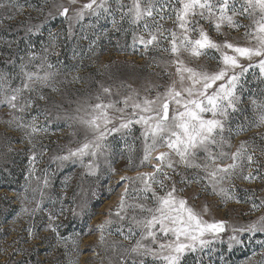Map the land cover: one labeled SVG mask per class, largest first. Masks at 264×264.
<instances>
[{"label": "rangeland", "instance_id": "rangeland-1", "mask_svg": "<svg viewBox=\"0 0 264 264\" xmlns=\"http://www.w3.org/2000/svg\"><path fill=\"white\" fill-rule=\"evenodd\" d=\"M87 2L89 0H79L73 5L69 0H18L24 6L22 14L0 25V71L19 74L21 63L34 70L33 65L40 63L39 57L47 56L48 62L57 66L51 70L58 69L61 73L57 78L59 81L73 77H79L81 81L60 83L58 92L45 89L49 99L41 101L40 107L47 109V119L36 108L26 117L38 115V125H46L47 132L29 137L25 130L9 127L4 123L8 119V110L0 108V264H121L125 255L123 249L131 242L123 240L115 229L121 223L127 226L129 221H120L110 213L118 210L125 187L129 191L127 203L153 205L151 198L133 201L131 197L145 195L139 191L143 185L137 178L144 173H153L160 152L169 150L159 148L151 154L150 160L145 161L142 127L139 125H133L130 134L122 132L108 137L109 154L96 158L94 174H89L84 166L89 157L84 158V164L76 157L67 161L58 159L67 155L69 150H75L90 135L84 126L67 119V115L74 112L77 103L85 100L96 103L95 95L101 86L111 87L113 99L122 98L133 90L141 96L154 98L178 79L175 65L171 63L175 57L170 52L154 46L145 49L138 40L134 44V36L147 38V35L142 28L143 21L140 25L132 24L130 15H123L132 0H106L109 11L100 9L99 15L86 12L82 20H75V10ZM100 2L103 0H98ZM119 3L125 5L123 12ZM61 5L69 8L68 18L60 15ZM3 14L4 10H0V17ZM164 15L167 17L172 13ZM156 19L165 30L164 35H168L166 30L169 29L179 31L174 19ZM236 19L244 26L251 24L245 17L237 16ZM199 23L217 43L230 42L237 46H252L254 43L245 36L249 30L247 27L232 28L224 24L217 31L211 22L200 20ZM29 25H39V31L28 33L26 27ZM196 35L192 33L194 38ZM53 37L58 38L53 40ZM50 45L49 51L45 52ZM162 47L169 48L170 45L165 42ZM53 51L58 55H52ZM29 53L37 57L31 64H28ZM180 58L186 66L198 71L212 73L222 67L219 53L212 49L199 57L182 52ZM241 62L249 63L247 60ZM258 77V69H250L242 79L243 87L237 89L241 102L238 105L240 110L230 118L232 147L224 149L235 152L241 142L246 141L248 152L260 162L244 169L243 175L251 172L257 176L254 181L244 180L237 172L232 180L234 188L224 185L241 200L254 192L257 203L264 200V167H261L264 166V126H256L259 110L252 104V99L258 103L264 101V78ZM13 83H19V75ZM239 127L245 130L237 135ZM225 135L229 134L226 132ZM257 167H261L259 173ZM165 170L171 179L165 180L163 189L153 186L158 196L165 195L174 184L176 197L185 199L203 220L209 223L224 221L226 227L220 238L213 239L203 252L185 255L182 264H264V248L261 247L264 234L232 232L233 227L264 220V207L253 209L251 200L225 203L222 196L212 193L206 181L184 182L204 175L196 169L176 164L175 171ZM122 177L135 183L121 187ZM146 195L151 197V193ZM25 208L27 212L23 211ZM33 209L37 211L33 212ZM127 212L132 215L131 209ZM49 216L58 219L50 221ZM108 220L114 223L107 225ZM50 223L58 226L57 232L49 229ZM102 225H106L103 231ZM232 235L242 239L243 244L231 241ZM204 238L212 237L206 235Z\"/></svg>", "mask_w": 264, "mask_h": 264}, {"label": "snow or ice", "instance_id": "snow-or-ice-1", "mask_svg": "<svg viewBox=\"0 0 264 264\" xmlns=\"http://www.w3.org/2000/svg\"><path fill=\"white\" fill-rule=\"evenodd\" d=\"M69 2L76 5L79 0ZM105 5L106 0L100 3L98 0H89L75 10L74 19L82 20L86 12L99 15L100 9L109 11ZM23 7L18 0H0V10H4L3 16L0 17V25L5 20L15 19L18 14H22ZM60 8V15L68 18L69 8L63 5ZM119 8L123 12L125 5L119 3ZM164 13L172 15L166 17ZM51 15L50 12L49 16ZM123 15H130L132 24L140 25L143 21L142 28L147 38L144 35L134 36V44L138 40L145 49L154 46L161 51L170 52L175 57L171 63L175 65L178 79L174 80L163 93H157L154 98L141 96L133 90L122 98L113 99L111 87L101 86L95 95L96 103L88 100L77 103L74 112L67 115V119L84 126L90 135L85 137L79 147L69 150L67 155L58 159L67 161L76 157L84 164V158L89 157V162L84 166L89 174H94L96 158L109 154L110 148L106 143L108 137L122 132L130 134L133 125L142 127L145 161L150 160L151 154L159 148H167L169 151L160 152L156 158L158 164L154 166V172L144 173L137 178L143 185L139 191L145 195L131 197L133 201L151 198L153 205L127 203L129 191L125 185L135 182L130 181L128 177H122L120 186L125 187V192L121 196L118 210L110 215H115L120 221L126 219L129 221L127 226L121 223L115 229L123 240L131 242L129 247L123 249L125 255L121 264H148L149 261L151 264H182L185 255L203 252L213 243V239L220 238L226 227L224 221L209 223L203 220L201 214L188 206L185 199L176 197L174 184L165 195L158 196L153 186L158 185L163 189L165 180L171 179L165 169L175 171L176 164L196 169L198 173L203 172L204 175H197L184 182L206 181V186L211 188L212 193L222 196L225 203L230 200L236 203L251 200L253 209L264 207V200L257 203L254 192L248 193L246 199L241 200L236 198L229 187L224 186L227 184L234 188L232 180L237 172L244 180L251 182L257 179L251 172L243 175L245 167L251 168L253 164L260 163L248 152L246 141L241 142L235 152H226L224 149L232 147L230 135L233 129L230 126V118L240 110L238 105L241 96L237 89L243 87L242 79L252 68L258 69V78H264V0H132V4ZM237 16L249 19L251 24L249 26L240 24ZM157 17L159 20L174 19L179 31L169 29L166 30L168 35H164L165 30L158 23ZM200 20L211 22L217 31L224 24L232 28L247 27L249 30L245 36L254 43L252 46H237L230 42L217 43L200 25ZM39 28V25H29L26 31L38 32ZM192 33H197L195 38ZM165 42L170 45L169 48L162 47ZM50 48L51 45L44 51L47 52ZM209 49L219 53V62L222 65L218 71L212 73L188 67L180 58L182 52L199 57ZM51 54L58 55L54 51ZM28 55V64L37 59L32 53ZM20 59L23 61L24 57ZM39 60L40 63L33 65L34 70H29L27 64L21 63L19 74L0 71V108L8 110V119L4 120V123L9 127L15 126L16 130H25L29 137L47 132L46 125L43 127L38 125V115L26 119L33 108H36L40 115H44L45 119L48 118L47 109L40 107L41 101L49 99L45 89L58 92L60 83L81 82L79 77L59 81L57 79L61 75L59 70H51L57 66L48 62L47 56H41ZM242 60L249 63L245 65ZM8 62L11 63L10 60ZM17 75L19 83L14 84ZM177 84L180 85L179 88ZM103 96H107L108 99H102ZM252 104L259 110L256 126H264V101L258 103L256 99H252ZM244 130L243 127H239L236 134L239 135ZM226 132L229 135L226 136ZM173 157L179 159L174 160ZM229 160L231 162H228ZM261 167H257V173ZM147 193H151V197L146 195ZM127 209L132 210L131 216L128 215ZM23 211L27 212L28 209L25 208ZM32 211L35 212L37 209ZM56 219L58 217L49 216L50 221ZM112 223L114 221H107V225ZM105 226H101V231ZM48 227L52 232H57L58 226L50 223ZM232 232L264 234V220L252 222L244 227H233ZM206 235L212 238L205 239ZM103 239L102 237V241ZM230 240L236 244H243V240L236 235H232ZM261 247L264 248V242H261Z\"/></svg>", "mask_w": 264, "mask_h": 264}]
</instances>
